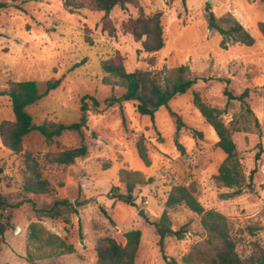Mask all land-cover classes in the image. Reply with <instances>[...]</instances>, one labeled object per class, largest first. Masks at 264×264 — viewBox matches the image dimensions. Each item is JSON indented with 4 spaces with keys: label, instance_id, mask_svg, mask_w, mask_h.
<instances>
[{
    "label": "rangeland",
    "instance_id": "rangeland-1",
    "mask_svg": "<svg viewBox=\"0 0 264 264\" xmlns=\"http://www.w3.org/2000/svg\"><path fill=\"white\" fill-rule=\"evenodd\" d=\"M0 91L10 82H37L41 91L50 80L62 79L61 87L26 109L36 125L46 122L71 125L81 118V100L94 96L98 109L90 104L87 127L66 132L49 146L37 132L24 140V150L14 154L0 140V166L4 169L0 193L12 204L25 200L24 156L32 153L39 161L52 194L37 199L38 207H52L68 199L75 206L57 220H39L31 204L10 212L11 227L0 241V264H97L96 247L104 238L125 245V234L142 233L137 264H185L183 258L207 235L201 217L181 205L167 209L170 191L177 186L189 189L206 211L223 215L235 236L238 251L248 256L255 241L264 238V24L261 0H137L138 4L116 7L109 20L113 34L104 29V13L81 10L70 13L65 0H0ZM207 6L221 19L231 14L255 38L253 47L231 42L225 50L222 37L209 29ZM161 14L164 48L146 53L145 38L137 42L124 25L130 19ZM115 54L123 58L128 73L151 71L162 76L181 66L194 80L191 91L161 108L154 120L136 112L134 102L107 107L105 101L119 98L124 90L102 83L101 65ZM153 60V63H152ZM250 90L244 102L229 100ZM198 93L211 109L221 112V121L230 130L238 158L247 179L257 170L250 188L239 195L218 187L214 177L226 158L217 146V137L193 103ZM250 110V111H248ZM177 114L184 128L178 130ZM14 119L9 97H0V124ZM195 132L202 133L198 136ZM143 141L151 165L139 158L137 145ZM88 147V155L72 166L50 164L48 153ZM262 148L259 161L256 156ZM122 170L141 172L151 182L138 185L134 203L116 199L127 195L119 182ZM144 210L146 217L139 215ZM167 210L174 230L185 229L184 240L168 238L165 261L158 246L154 223ZM43 226L75 252L49 255V249L29 241L31 224ZM256 227L255 236L248 232ZM84 242L82 245L81 242Z\"/></svg>",
    "mask_w": 264,
    "mask_h": 264
},
{
    "label": "trees",
    "instance_id": "trees-1",
    "mask_svg": "<svg viewBox=\"0 0 264 264\" xmlns=\"http://www.w3.org/2000/svg\"><path fill=\"white\" fill-rule=\"evenodd\" d=\"M30 0H24L28 3ZM264 5V0H261ZM137 0H65L64 6L74 14L81 10H89L95 13H104V29L110 34L115 32L109 20L110 14L116 7L125 8L128 5H137ZM6 5L0 1V11ZM208 13V25L210 30L216 31L221 37V47L227 49L231 42L239 43L246 47H253L256 44L255 38L247 29L231 14H227L221 19H217L210 6L206 9ZM125 31L132 35L135 41L140 42L144 38L143 49L146 53H157L164 48L163 29L161 26V14H156L152 18L140 17L130 19L124 25ZM259 31L264 36V24H259ZM153 63V60H152ZM104 77L102 83L110 87H118L124 90V94L119 97H111L105 101L107 107L121 105L123 103L134 102L136 112L142 116L151 117L153 120L156 113L164 107H168L170 102L185 95L192 90L194 80L189 78V69L186 66L172 69L162 76L151 71L137 70L128 73L124 67L123 58L120 54H115L101 65ZM62 79L50 80L45 83L42 92L37 82H10L6 90L0 91V97L10 98L14 119L3 121L0 124V140L2 145L14 154H20L24 150L25 138L33 132L39 133L46 144L51 146L56 139L62 137L66 132L81 133L87 127L90 111V101L94 109L100 107V103L94 96H85L81 100V118L79 122L71 125L63 123L46 122L36 125L26 109L36 105L51 92L58 90ZM247 89L242 95L234 96L227 89L225 96L229 100L244 102L249 96ZM193 103L200 115L214 131L217 137V146L226 154V158L219 168L218 174L213 178L215 184L221 188L235 190L234 195H239L244 187L250 188L257 170H253L247 179L242 170L241 162L237 154V146L232 139L230 130L221 121V112L209 108L201 99L198 93L193 94ZM250 111V110H248ZM251 112V111H250ZM177 119L178 130L185 127L181 118L172 113ZM202 136V133L195 132ZM138 155L142 162L149 167L151 165L146 147L141 141L137 145ZM262 148L257 153L256 159L260 160ZM88 155V147L82 145L78 148L63 150L57 153H48L46 160L50 164L72 166L78 159ZM24 185L23 193L25 200L18 204H12L8 198L0 193V241L4 239L7 231L11 227L10 212L19 209L25 203L31 204L36 217L39 220L60 219L65 212L74 211L75 205L68 199L55 201L52 207H38L37 199L50 196L53 188L48 180L43 177L38 159L32 153L24 156ZM4 169L0 166V185L3 180ZM146 180L141 172L122 170L119 174V182L126 187V196H116V199L132 204L135 202L133 194L138 185L151 182ZM185 205L188 209L201 217V226L205 231L206 239L197 244L184 258L185 264H264V238L262 241H255L252 244L251 254L244 256L238 251L239 238L233 233L227 219L220 213L206 211L193 193L184 186L174 187L166 202L167 209H174ZM156 234L159 237L158 246L165 261V242L168 238L184 240L187 231L185 229L174 230L172 221L167 210H165L159 221L153 224ZM29 241L42 245L49 249L53 255H69L75 252L73 246L67 245L58 236L51 234L43 226L33 223L29 227ZM258 228H249L251 236H255ZM126 244H119L113 238L101 239L96 247L97 264H137L136 259L142 244V233L133 230L125 234ZM170 264V263H168Z\"/></svg>",
    "mask_w": 264,
    "mask_h": 264
},
{
    "label": "water",
    "instance_id": "water-1",
    "mask_svg": "<svg viewBox=\"0 0 264 264\" xmlns=\"http://www.w3.org/2000/svg\"><path fill=\"white\" fill-rule=\"evenodd\" d=\"M209 3H211V0H209ZM131 205L138 209V206H137L136 203H132ZM75 206H78V203H75ZM139 215H140L141 217H143V218L146 217V213H145L144 210H140ZM81 244L83 245L84 242L82 241Z\"/></svg>",
    "mask_w": 264,
    "mask_h": 264
}]
</instances>
